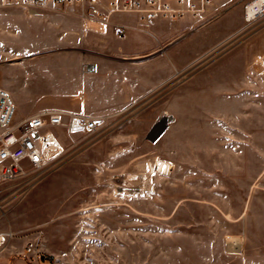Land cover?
Instances as JSON below:
<instances>
[{
  "label": "rangeland",
  "instance_id": "374dc122",
  "mask_svg": "<svg viewBox=\"0 0 264 264\" xmlns=\"http://www.w3.org/2000/svg\"><path fill=\"white\" fill-rule=\"evenodd\" d=\"M246 1L213 0L178 26L162 20L159 42L136 31L143 48L128 61L161 60L151 86L100 92L118 105L103 114L108 125L7 197L0 231L37 236L56 264H264V18L245 21ZM0 11V86L17 115L88 103L82 69L115 58L97 38L102 27L45 42L55 21Z\"/></svg>",
  "mask_w": 264,
  "mask_h": 264
},
{
  "label": "built area",
  "instance_id": "2783aa9c",
  "mask_svg": "<svg viewBox=\"0 0 264 264\" xmlns=\"http://www.w3.org/2000/svg\"><path fill=\"white\" fill-rule=\"evenodd\" d=\"M22 7L76 6L79 15L95 24H106L115 14H134L142 22L194 18L211 8L213 0H1ZM247 22L264 18V0H247ZM10 92L0 86V208L18 189L32 186L74 156L81 146L108 125V115H89L64 109H43L26 116L16 113ZM9 181L11 190L4 191ZM22 236L28 264H37L41 252L37 236L8 227L0 231V246Z\"/></svg>",
  "mask_w": 264,
  "mask_h": 264
},
{
  "label": "crops",
  "instance_id": "0c3cea01",
  "mask_svg": "<svg viewBox=\"0 0 264 264\" xmlns=\"http://www.w3.org/2000/svg\"><path fill=\"white\" fill-rule=\"evenodd\" d=\"M20 9H12L11 5H5L1 3L0 8H9V11L14 10V12H25L28 10L29 14L32 12H38V16H42L43 19L55 21L58 24L59 30L52 31L51 37L45 39V42H60L65 40L77 39L76 37L69 36L70 31L77 32L79 34L87 32L85 28L95 29L96 26L102 27L101 30L104 34L97 37L107 48L110 49L111 54L115 58H93L94 65L90 72L85 73L82 69L81 81L78 88L81 87L80 92L84 97V91H86L87 96L90 98L88 103H82L80 107L69 106L67 104H58L48 107L39 108L43 109H64L74 112H82L89 115L104 114L108 112H113L118 105H112L111 102H106L101 99L102 95L100 92L114 89L116 92H133L134 90H145L151 85L150 74L152 73L151 68L158 66L161 68V60L159 58L155 59H143L138 62L128 61L129 57L133 54H128L127 51H135L139 48L131 36H135L136 31L148 34L147 31L153 30V37L155 41L159 42L162 39V35L165 34V28L161 29L159 27L163 26L162 20H153L148 22L140 21L136 15L129 13H119L113 15L111 21L106 24H95L92 22L85 21L80 15L79 10L76 6H53L48 5L44 7H34L26 6L22 7L17 5ZM45 10V12H42ZM2 12V11H0ZM1 16V13H0ZM1 18V17H0ZM188 20L193 22V18H183L179 20H166L170 24L176 26L187 22ZM162 21V22H161ZM61 24H64L62 26ZM166 24V23H165ZM87 26V27H86ZM44 41H41L43 43ZM145 43L141 44L142 46ZM126 52V54H125ZM140 55V54H136ZM153 63H151V61ZM163 72H166V66L163 64ZM161 75L160 73L158 74ZM146 80H143L144 78ZM76 84L74 81L73 85ZM15 90V89H14ZM13 92V90H12ZM98 93V94H96ZM122 95V94H121ZM114 106V107H113ZM39 111V110H38ZM36 112V111H35ZM23 242L19 244L6 243L0 246V256H5L10 261L8 264H28L27 260L23 254ZM18 260H22L21 263ZM37 264H56L51 256L44 253L42 250L37 259ZM5 264V263H0Z\"/></svg>",
  "mask_w": 264,
  "mask_h": 264
},
{
  "label": "bare ground",
  "instance_id": "6f19581e",
  "mask_svg": "<svg viewBox=\"0 0 264 264\" xmlns=\"http://www.w3.org/2000/svg\"><path fill=\"white\" fill-rule=\"evenodd\" d=\"M157 165L159 166V168H164L165 163L164 162H161V161H158L157 162Z\"/></svg>",
  "mask_w": 264,
  "mask_h": 264
}]
</instances>
